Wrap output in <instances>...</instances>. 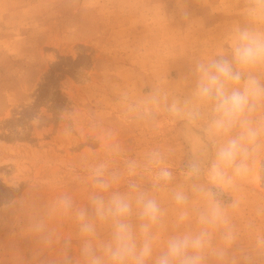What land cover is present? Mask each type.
<instances>
[{"label":"rangeland","instance_id":"1","mask_svg":"<svg viewBox=\"0 0 264 264\" xmlns=\"http://www.w3.org/2000/svg\"><path fill=\"white\" fill-rule=\"evenodd\" d=\"M249 0H0V264H82V236L73 217L54 205L70 195L89 210L90 169L106 163L124 171L158 150L171 182L155 186L158 169L135 182L164 211L153 226L157 247L177 232L199 229L210 194L225 209L233 239L214 233L206 264H264V138L249 172L216 187L202 172L187 177L197 158L214 156L206 118L190 123L181 107L194 86L199 59L229 52L228 34L248 23ZM158 103H150L153 99ZM201 185L204 192L193 189ZM188 197L178 205L175 193ZM187 212L188 219L179 217ZM134 223L136 221L134 220ZM43 225L44 231L37 232ZM98 238L108 228L97 224ZM51 239V244L46 243Z\"/></svg>","mask_w":264,"mask_h":264},{"label":"clouds","instance_id":"2","mask_svg":"<svg viewBox=\"0 0 264 264\" xmlns=\"http://www.w3.org/2000/svg\"><path fill=\"white\" fill-rule=\"evenodd\" d=\"M245 16L248 23L233 27L228 34V54L197 60L190 97L182 107L174 101L168 108L173 114L183 112L190 123L206 118L205 131L213 143L214 156L206 168L203 159L192 160L187 177L198 180L203 172L216 187L231 186L248 174V160L264 138V0H249ZM150 103L158 101L154 98ZM141 167L146 171L158 169L155 186L173 179V173L164 166L163 155L152 150L146 153L142 165L127 161L124 171H110L106 163L90 169L94 189L91 215L68 194L55 202L56 211L73 217L79 225L82 264H206L210 254L222 257L223 252L213 247L214 233L223 228L222 239L230 243L233 231L225 209L211 194L207 206L198 213L199 229L177 232L158 250L152 229L164 216L160 204L135 182L128 183L127 192L114 190ZM193 189L205 191L201 185H193ZM174 199L178 205L188 201L182 191L176 192ZM179 219L187 220V212H182ZM97 224L108 228L103 240L98 238ZM36 231L43 232L44 226L38 225ZM68 246L66 242L63 264H73Z\"/></svg>","mask_w":264,"mask_h":264}]
</instances>
